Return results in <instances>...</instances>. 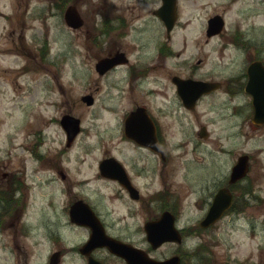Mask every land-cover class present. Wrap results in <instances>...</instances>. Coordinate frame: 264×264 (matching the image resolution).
Wrapping results in <instances>:
<instances>
[{"label":"rangeland","instance_id":"rangeland-1","mask_svg":"<svg viewBox=\"0 0 264 264\" xmlns=\"http://www.w3.org/2000/svg\"><path fill=\"white\" fill-rule=\"evenodd\" d=\"M98 1L102 2L77 0L86 23L83 29L74 31L65 24L63 13L51 8L52 0H0V185H7V180L3 178L5 172L19 173L25 169L21 177L26 179L29 172L37 167L32 161V149L44 135L47 137L45 148L50 152L57 153L58 149L64 147L65 134L59 120L63 114L70 112L82 118L83 127L76 145L69 149L72 166L80 168L81 173L77 178H89L84 188L89 185V194L102 203L110 219L125 226L127 223L121 217L116 198L110 197V190L101 182L93 180L98 179L96 163L100 151L89 150L88 147V144L102 143L108 122L115 126L121 114L118 93L114 94L112 100L106 99L108 86L105 80L108 76L100 78L92 71L94 56L105 52L104 49L91 47L90 40L95 37L89 36V30L93 32L94 3ZM106 1L112 3L119 0ZM147 1L148 4L139 6L145 11L160 3V0ZM218 13L225 17L228 39L239 29L256 46L264 45V0H180L177 36L180 35L174 44L176 51L182 53L173 59L176 72H189L181 67V61L196 63L200 58L203 61L200 69L203 76L217 74L222 79L241 70L246 56L244 50L229 42L222 53L221 40L225 34L209 38L202 31L207 19ZM156 32L160 40L161 29ZM108 38L111 40L110 36ZM45 44L48 54L43 59L41 49ZM106 45L107 42L103 44L104 47ZM98 85V104L86 106L81 96ZM173 95L169 98L174 101V117L168 120L164 118L170 121L167 135L175 149L169 178L173 189L180 190L189 204L192 222L201 214L198 198L202 194L210 196L215 191L221 178L220 172H228L233 164L232 159L243 152L250 153L254 159L250 176L255 178L256 196H247L250 206L244 213L226 215L201 238L195 236L189 239L191 249L200 241H204L201 244L206 247L205 250L193 251L199 262L190 260V264H264V126H255L248 120L249 108L243 105L249 97L241 94L229 100L228 94L218 91L203 97L197 109L191 113L184 112L175 90ZM105 103L110 106L106 107ZM228 103L240 104L242 110L230 116V109L224 106ZM244 116L245 121L242 120ZM222 119H228L223 121L227 123L223 135L219 124ZM203 124L207 125L210 133L207 138L198 135ZM217 141L222 143L221 147L216 145ZM200 149L208 154L207 168L202 167L196 159V154L203 155ZM190 160L197 166L187 173V162ZM57 188L60 186L38 187L34 195L31 192L29 207L19 217L15 213L4 216L0 224V264L14 263L4 245H13V232L19 226V219L21 222L28 217L43 215L58 218L63 215L68 197L63 195L60 198L56 194ZM75 189L82 191L79 186ZM44 190L46 202L42 196ZM50 198L54 201L53 206L47 204ZM28 228V225L20 227L17 238L22 245L33 246L36 242V247L44 245V251L35 253L31 263L40 264L38 256L46 260L53 243L43 239L41 231H37L32 239L25 240L24 232ZM70 237L69 243H73L75 237L73 241ZM76 263L74 259L67 260V264ZM78 264L82 263L78 261Z\"/></svg>","mask_w":264,"mask_h":264},{"label":"flooded vegetation","instance_id":"flooded-vegetation-1","mask_svg":"<svg viewBox=\"0 0 264 264\" xmlns=\"http://www.w3.org/2000/svg\"><path fill=\"white\" fill-rule=\"evenodd\" d=\"M101 1L94 3L91 26L93 32L90 29L89 36L95 37L94 40L93 38L90 40L91 47L104 49L105 52L103 55L94 56L92 71L99 74L100 78L108 76L107 81L105 80L108 86L106 99L112 100L111 98L117 92L121 114L115 126L108 122L107 130L104 131V141L98 144H88V147L89 150L100 151V157L96 163L98 179L93 178V180L101 182L104 187L110 190V197L116 198L118 201L121 217L127 224L123 226L111 220L106 208H102V203L89 194L90 189H87L89 185L84 188L89 183V178H77V175L81 173L80 168L73 167V160L69 157V149L74 148L77 139L69 144L65 138L64 147L58 149L57 153H52L51 150L45 148L47 137L44 135L32 150V161L37 164V167L31 173L29 172L26 179L21 177L25 169L19 173L13 171L3 174V178L7 180V185H0V192L2 190V192H6L0 197V204L3 207V211L0 212V220L11 213H15L19 217L24 209L29 207L31 192L34 195L38 187L46 188V185L53 187L59 185L60 188H57L56 194L60 198L63 195L67 196L68 204L65 205L63 215L58 218L42 215L37 218H24L21 222V219L18 218L19 226H16L13 232V245H4V248L14 260L13 264H31L35 253L44 251V245L36 247L35 245H38L36 242L33 244L35 249H32V246L20 243L17 238L18 229L23 225H28V230L24 232L25 240L32 239L37 231H41L42 238L49 239L53 243V248L49 250L46 260L42 259L43 256H38L37 261L40 264H67V260L71 259H74L76 264L78 261L82 264H90L91 258L100 264H128L125 257L113 253L106 245L99 244L90 249L85 248L94 230L97 229L99 238L108 235L144 250L152 258L164 260L178 256L180 258L178 264H190L191 248L188 243L191 236L197 235V233L206 234L221 221L204 227L201 225L216 192L221 188H227L233 195L232 206L225 212L224 216L228 215L232 209H236L240 201L245 202L247 196L252 195H246L244 192L254 190L255 178L250 176L254 159L249 153V172L244 178L236 180H232L233 166L239 156L244 153L236 155L235 159H232L233 164L228 172H220L221 178L218 179L215 191L210 196L202 194L198 198L197 205L201 214L195 222H192L189 204L180 190L173 189V183L169 178L174 159L173 150L175 149L167 135V127L170 123L167 120L173 118L175 112L172 105L174 101L169 98L173 95L174 90H177L174 77L178 75L184 80L209 81L217 87L204 93L192 108H187L176 92L184 112L192 113L197 109L201 99L208 94L220 91L228 94L229 100L243 94L249 97L247 103L243 105L249 108L248 120L250 119L255 126H264V124L254 123L253 96L246 91L250 64L254 61H260L264 67V45L256 46L249 39H239L238 46L246 53L241 70L226 75L225 78L220 79L217 74L203 76L200 72L203 62L201 58L196 63L181 61V67L189 70L188 73L181 74L175 71L176 64L173 60L175 56L182 53L176 51L174 44L180 35L179 33L177 36V26L179 25L176 24L169 32L167 31L164 22L156 14L159 4L145 11L139 6L143 3L148 4L147 0H130L129 3L126 0L112 3H108L106 0ZM100 4H102L101 8ZM72 5L79 9L77 0H72ZM178 5L180 12V3ZM159 21L162 22L161 27ZM85 23L86 18L84 17L82 27L74 29V31L83 29ZM159 27L162 31L160 40H158L159 33L156 32ZM164 28L165 30H163ZM202 31L206 34L208 24L202 27ZM225 32L224 29L214 36L224 35ZM238 32L240 33V31ZM149 34L150 40H148ZM108 36L111 37V40ZM223 38L221 40L222 53L225 52L229 42L234 43L237 40L233 37L228 39L227 33ZM105 42H107L106 47L103 46ZM110 43L111 47H109ZM253 48L256 52L252 51ZM116 53L123 54L120 63L106 72H98L96 69L98 60L103 57L114 56ZM117 74H119L118 77ZM99 89L100 86L98 85L94 90L83 94V96L86 94L91 96L89 98L92 102L90 105L98 104L99 95L97 92ZM109 106L106 105V107ZM224 106L230 109V116L235 113L238 114L242 110L240 104L228 103ZM245 118L246 116L242 120L245 121ZM227 120L222 119L219 123L221 135L226 130L227 123L225 122ZM198 135L200 138H207L210 135L206 124L201 125ZM106 139L108 140L105 142ZM216 145L221 147L222 143L217 141ZM200 151L203 155L196 154V159L202 164V167L207 168L208 154L204 149H200ZM102 161H105L107 173L105 175L100 172ZM196 166L191 160L188 161L187 173L191 171V168L195 170ZM36 176L37 178H35ZM245 181H247L246 184H244ZM76 186H79L82 191H77ZM44 195L45 190L42 196L46 202ZM78 201H81V205L79 209H76L75 220H73L71 206ZM47 204L53 206V199L50 198ZM87 204L96 217L91 215L89 209L87 211ZM166 212L172 215L170 218H173L181 240H168L155 247L148 240L145 224L149 221H159ZM168 216L163 219L164 223ZM91 221H95L97 224L94 225ZM160 228L161 232L169 234L170 230L165 225L160 226ZM69 235L72 236L70 237L71 241L75 237L73 243H69Z\"/></svg>","mask_w":264,"mask_h":264},{"label":"water","instance_id":"water-1","mask_svg":"<svg viewBox=\"0 0 264 264\" xmlns=\"http://www.w3.org/2000/svg\"><path fill=\"white\" fill-rule=\"evenodd\" d=\"M163 4L159 7L157 13L159 16H161L166 23L169 25V27L172 26L174 19L176 17V3L177 0H162ZM75 12L74 8L70 6L66 13H65V18L66 21L69 25L73 27H78L81 24V19L79 18V15ZM210 33L218 32L222 29L224 26V19L221 15H216L213 18L210 19ZM116 58H105L102 59L98 64L97 68L103 72V70H106L109 67H112L114 64H116L117 61ZM259 64L253 63L250 68H249V73H250V80L247 86V91L252 93L254 96V121L258 124L264 123V71L262 74H259L258 68ZM256 68V71L253 72V70ZM179 84V93L185 100V103L188 104V98L192 99L194 96L189 93V87L193 88L194 85L196 88L199 89V93H201L205 89L204 87L207 86L208 84L206 83H198L199 86L193 81V80H180L178 82ZM197 89V90H198ZM188 97V98H187ZM79 123L80 120L78 118H74L70 115H66L62 119V124L64 127L67 129L69 137L73 138L77 132L79 131ZM247 156H241L239 158V161L237 165L234 167L233 171V176L235 177H241L243 174L246 173L248 165H247ZM104 163L101 164V168L103 170ZM228 197H225L223 194V191L220 190L219 193L217 194L215 198V202L210 210V213L207 217V220H210V222L214 221L218 216L221 214V212L226 208V202H227ZM77 209L76 206L72 209V216L75 214V210ZM159 223H147L146 228L149 233V238L151 241L155 242V245L160 244L162 241L169 237L168 235L165 237H161V232L158 231L157 227L159 226ZM172 230V228H170ZM96 235V234H95ZM103 242V244H107L113 251L125 256L128 259L129 264H177V259L172 258L168 259L166 261H159V260H154V259H149V258H143L141 259V253L139 252L138 249L130 246L129 244H125L121 241L115 240V239H104L102 237L94 236L91 239V242H96V244H102L99 243ZM91 264H99L97 261H92Z\"/></svg>","mask_w":264,"mask_h":264}]
</instances>
